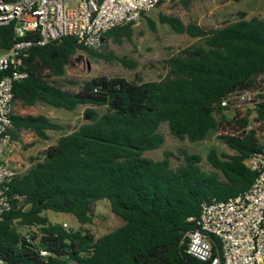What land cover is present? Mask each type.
I'll return each mask as SVG.
<instances>
[{"label":"trees","instance_id":"1","mask_svg":"<svg viewBox=\"0 0 264 264\" xmlns=\"http://www.w3.org/2000/svg\"><path fill=\"white\" fill-rule=\"evenodd\" d=\"M192 1L181 3L188 6ZM160 19L177 33L204 40V45L171 58L168 76L161 81L103 76L84 83L78 92H67L47 81L44 73L63 76L80 51L104 55L74 37L29 50L20 68L28 77L15 84V102L45 103L67 111L85 106L89 122L59 138L11 184L10 195L18 198L0 223V257L8 264H203L187 253L183 242L196 228L188 219L199 216L203 203L242 194L255 182L257 173L247 161L264 146L253 130L221 136L236 153L220 156L211 150L208 160L215 172L204 171L201 157L187 152H183L186 164L177 170L171 167V153L160 161L144 154L163 145L165 138L159 133L163 123L181 141L205 140L226 121L230 110L222 102L228 95L259 88L258 79L264 75V20L242 19L206 30L185 26L174 17ZM132 26L117 27L105 37L121 43L131 38ZM14 42V26L0 25V51ZM115 60L134 66L124 58ZM4 75L0 72V79ZM251 115L264 124V102L232 122L246 130ZM13 125L14 140L22 131L48 139L47 131L62 129L44 116L32 115H15ZM101 200L110 201L113 213L125 224L98 239L42 215L51 210L90 224L92 207ZM18 226L36 227L38 232L23 234ZM43 250L51 255L43 256Z\"/></svg>","mask_w":264,"mask_h":264},{"label":"built area","instance_id":"2","mask_svg":"<svg viewBox=\"0 0 264 264\" xmlns=\"http://www.w3.org/2000/svg\"><path fill=\"white\" fill-rule=\"evenodd\" d=\"M177 0H0V25L14 26L15 42L0 51V223L17 196L10 186L19 174L9 160L14 114V86L26 79L21 71L29 50L66 37L90 49H99L105 35L117 27L135 25L142 17ZM259 88L228 95L222 107L242 117L264 102V75ZM257 173L251 188L224 201L203 203L196 225L184 237L187 253L203 264H264V151L247 161ZM66 226V225H65ZM31 242L30 236H27ZM48 257V251L41 252ZM0 264H8L0 257Z\"/></svg>","mask_w":264,"mask_h":264},{"label":"rangeland","instance_id":"3","mask_svg":"<svg viewBox=\"0 0 264 264\" xmlns=\"http://www.w3.org/2000/svg\"><path fill=\"white\" fill-rule=\"evenodd\" d=\"M161 16L179 19L185 26L194 24L206 30L222 28L229 23L242 19L251 20L259 18L264 20V0H193L188 6L177 0L164 4L147 12L139 23L132 26L131 38L122 39L121 43L113 37H107L104 44L95 51L104 57H93L87 52H78L72 62L67 66L63 76L53 77L48 72L44 75L51 84L67 92H78L84 83L97 77H119L128 81L143 82L161 81L166 79L170 71L168 61L177 56L182 50L204 45V40L193 38L188 34H180L173 28L161 22ZM152 21V24L149 22ZM115 58L127 59L131 64L124 65ZM264 89V85L262 87ZM86 107L80 106L75 111H67L52 107L45 103L27 106L22 102L14 103V114L19 116H44L62 126L61 130L47 131L48 139H41L31 131L20 132L19 139L15 141L13 158L19 174H25L34 164L36 158L42 159V153L51 145L57 143L59 138L71 134L82 125L89 122L84 114ZM105 112L104 108H100ZM243 115L241 118L247 117ZM235 115L232 111L226 112V121L211 131L208 137L200 142L191 143L175 138L169 125L163 123L159 128L165 141L154 151L145 152L144 156L156 161L163 160L166 153H171V167L175 170L185 165L183 152L198 155L202 161L200 166L204 171L215 172L210 164L208 155L216 150L218 155L233 156L235 151L224 143L221 136L237 135L251 130L256 132L260 144L264 146V124L255 120V116L248 117L249 126L246 130L237 129L232 122ZM220 120L221 116H217ZM228 122H232L229 124ZM43 216L50 222L63 225L66 229L90 232L95 239L109 234L122 227L125 222L115 215L108 200L97 201L92 207V223L82 225L78 219L65 213H56L51 210L44 211ZM66 225V226H65ZM23 234L37 233L36 227H20Z\"/></svg>","mask_w":264,"mask_h":264},{"label":"crops","instance_id":"4","mask_svg":"<svg viewBox=\"0 0 264 264\" xmlns=\"http://www.w3.org/2000/svg\"><path fill=\"white\" fill-rule=\"evenodd\" d=\"M14 140V139H13ZM15 141L16 140H14V145H15ZM13 145V149H12V152L10 153V155H9V160H10V162L12 163V164H15L16 162H15V160H14V158H13V154H14V150H15V146Z\"/></svg>","mask_w":264,"mask_h":264}]
</instances>
